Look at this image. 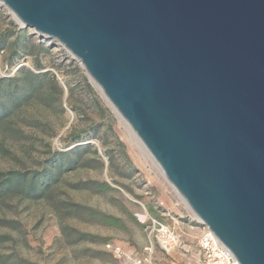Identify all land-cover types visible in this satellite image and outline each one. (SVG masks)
<instances>
[{
  "label": "water",
  "instance_id": "95a60500",
  "mask_svg": "<svg viewBox=\"0 0 264 264\" xmlns=\"http://www.w3.org/2000/svg\"><path fill=\"white\" fill-rule=\"evenodd\" d=\"M0 4L80 62L200 225L264 264V0Z\"/></svg>",
  "mask_w": 264,
  "mask_h": 264
},
{
  "label": "rangeland",
  "instance_id": "374dc122",
  "mask_svg": "<svg viewBox=\"0 0 264 264\" xmlns=\"http://www.w3.org/2000/svg\"><path fill=\"white\" fill-rule=\"evenodd\" d=\"M19 32H23L25 41L44 43L48 52L37 55L36 50L21 47L14 51L9 44ZM0 41L1 78L14 76L21 67L34 72L50 71L63 89L60 103L56 99L46 103L31 98L0 123V171L37 170L49 157L48 151L90 145V150L82 152L80 163L64 171L61 180L42 196L25 197L13 192L0 200V264H117L104 243L112 241L139 251L148 242L142 205L157 216L154 206L159 202V210L169 211L177 219L178 233L191 244L201 231L200 225L189 220L194 213L80 62L57 41L39 38L32 28H21L14 14L2 4ZM61 82L67 88L66 99ZM79 134L82 140H73ZM108 155L112 156V166ZM79 181H106L114 190L74 188L72 184ZM71 204L115 216L121 226L104 224L91 218L88 211L70 210ZM173 219L168 217L165 222L172 223ZM79 233L87 236L78 239ZM156 248L158 263L167 264L169 258L161 254L157 245Z\"/></svg>",
  "mask_w": 264,
  "mask_h": 264
},
{
  "label": "trees",
  "instance_id": "16d2710c",
  "mask_svg": "<svg viewBox=\"0 0 264 264\" xmlns=\"http://www.w3.org/2000/svg\"><path fill=\"white\" fill-rule=\"evenodd\" d=\"M24 36L23 32H19L18 37L9 46L14 47V51L20 47L28 48L31 51L36 50L37 55L42 52H48L44 43L31 42V39L25 41ZM20 39H23L21 45ZM2 44L3 41H0V48ZM37 67L40 68L38 63ZM68 90H72L70 85H68ZM62 93L63 89L59 85L55 75L50 71L34 72L29 68L21 67L12 77H0V99H4V101L0 102V123L6 121V118L10 115L16 114L19 106L21 107L23 102H27L31 98L36 97L46 103L56 99L60 103ZM81 138V134H79L75 135L73 140L80 141ZM89 146H79L73 150L66 151H48L50 153L49 157L43 163L41 162V168L37 170L0 171V200L13 192H20L25 197L37 198L42 196L50 190L53 184L61 180L64 171L73 169L76 167V164L80 163L82 152L86 148L90 150ZM121 152L125 156L122 149ZM108 162L112 166L113 160L111 155H108ZM124 174L129 176V173ZM72 186L77 189H90L95 192L114 190V187L106 181L98 183L94 181H79L72 184ZM68 208L78 213L88 211L91 218L98 219L104 224L115 227L121 226L120 220L115 216L87 209L82 205L71 204ZM85 236H87L85 233L77 234L78 239L85 238ZM19 264L32 263L23 261Z\"/></svg>",
  "mask_w": 264,
  "mask_h": 264
},
{
  "label": "built area",
  "instance_id": "2783aa9c",
  "mask_svg": "<svg viewBox=\"0 0 264 264\" xmlns=\"http://www.w3.org/2000/svg\"><path fill=\"white\" fill-rule=\"evenodd\" d=\"M161 205L159 202L154 206L159 212L157 216L149 214L142 205V222L146 227L148 242L139 251L126 249L112 241L104 243V249L111 253L117 264H159L156 245L161 254L169 258L167 264H240L212 230L200 225V220L194 214L189 220L196 226L200 225L201 231L191 244L185 243L175 227L177 219H173L169 211L159 210ZM168 217L173 219L172 223L165 222Z\"/></svg>",
  "mask_w": 264,
  "mask_h": 264
},
{
  "label": "bare ground",
  "instance_id": "6f19581e",
  "mask_svg": "<svg viewBox=\"0 0 264 264\" xmlns=\"http://www.w3.org/2000/svg\"><path fill=\"white\" fill-rule=\"evenodd\" d=\"M120 116V115H119ZM69 117H71V115L69 116ZM122 119V118H121ZM123 120V119H122ZM124 121V120H123ZM139 141V140H138ZM157 167V166H156Z\"/></svg>",
  "mask_w": 264,
  "mask_h": 264
}]
</instances>
